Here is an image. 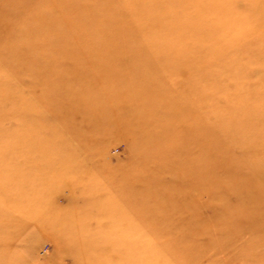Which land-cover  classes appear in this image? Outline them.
<instances>
[{"label":"rangeland","instance_id":"obj_1","mask_svg":"<svg viewBox=\"0 0 264 264\" xmlns=\"http://www.w3.org/2000/svg\"><path fill=\"white\" fill-rule=\"evenodd\" d=\"M0 264H264V0H0Z\"/></svg>","mask_w":264,"mask_h":264},{"label":"bare ground","instance_id":"obj_2","mask_svg":"<svg viewBox=\"0 0 264 264\" xmlns=\"http://www.w3.org/2000/svg\"><path fill=\"white\" fill-rule=\"evenodd\" d=\"M160 125V124H159ZM163 125V124H162Z\"/></svg>","mask_w":264,"mask_h":264}]
</instances>
